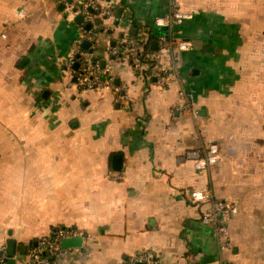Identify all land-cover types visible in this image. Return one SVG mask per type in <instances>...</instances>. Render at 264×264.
I'll list each match as a JSON object with an SVG mask.
<instances>
[{"label": "crops", "instance_id": "0c3cea01", "mask_svg": "<svg viewBox=\"0 0 264 264\" xmlns=\"http://www.w3.org/2000/svg\"><path fill=\"white\" fill-rule=\"evenodd\" d=\"M65 1L0 0V264H27L57 228L78 233L57 264H128L144 252L157 264H264V0H177L191 17L171 29L154 23L169 0H93L98 12L79 24ZM85 24L127 101L82 91L63 71ZM124 35L152 64L174 65L176 80L160 88L147 62L107 57ZM167 35L190 49L166 51ZM179 91L187 109H175ZM208 142L220 159L197 172L184 154ZM197 189L235 208L223 250L202 221L212 201L190 198Z\"/></svg>", "mask_w": 264, "mask_h": 264}, {"label": "built area", "instance_id": "2783aa9c", "mask_svg": "<svg viewBox=\"0 0 264 264\" xmlns=\"http://www.w3.org/2000/svg\"><path fill=\"white\" fill-rule=\"evenodd\" d=\"M177 0H169L167 14L163 17H157L154 20L155 25L171 29L180 25L191 15L181 11ZM65 10L72 15H81L82 22L89 23L92 19L91 11L98 12V8L93 0H70L65 5ZM91 10V11H90ZM107 10V9H106ZM109 15L108 11L104 12ZM82 39L91 42L87 50L80 47ZM162 48L171 52L187 51L191 43L184 39H174L171 35L161 36L159 38ZM98 41L93 38L92 32L82 31V34L71 45L70 52L62 67L65 74L70 76L80 90L106 88L116 91L118 101H127V96L121 93L119 88L113 86L112 78L106 76L109 74L110 66L101 65V59L96 57ZM106 56L111 58L123 59L128 61L133 67L140 66L147 62L150 65L148 78L152 79L153 84L163 88L176 80L177 69L172 64L154 63L148 52L144 50L142 42L137 37L122 36L114 45L107 46ZM75 64L77 66L75 67ZM181 104H177L176 110H184L191 103V95L184 91L178 92ZM190 106V105H189ZM184 158L189 159L192 167L197 172H205L220 159L218 147L216 144L208 142L199 149L185 152ZM190 198L193 202L199 203L205 200H211L210 193L205 189L190 191ZM235 214V208L227 201H212L209 210L202 216L204 223H210L214 227V236L218 240L220 250L229 245V233L226 227L227 220ZM74 230L57 228L52 233L39 239L34 247L29 250L27 264H57L53 258L62 251L61 243L65 239L77 236ZM144 262L148 264H157V260L150 253H139L132 257L130 263Z\"/></svg>", "mask_w": 264, "mask_h": 264}, {"label": "water", "instance_id": "95a60500", "mask_svg": "<svg viewBox=\"0 0 264 264\" xmlns=\"http://www.w3.org/2000/svg\"><path fill=\"white\" fill-rule=\"evenodd\" d=\"M66 4L70 2V0H66L65 1ZM60 9L64 8V4H61L59 6ZM91 11V10H90ZM92 12V11H91ZM66 14V13H65ZM73 21L77 24H79L81 21H82V16L81 15H75L74 18H73ZM84 28L86 30H88L90 28V24H85ZM90 43L86 40H82L81 41V44H80V47L84 50H87L88 47H89ZM101 65H103V63L101 62ZM77 66V64H75V67ZM120 167H121V161H120V157L119 156H114L112 158V169L114 171H118L120 170ZM74 241V240H73ZM13 245H14V242L12 240H9L7 241V256H12L13 255ZM134 264H146L144 262H135Z\"/></svg>", "mask_w": 264, "mask_h": 264}, {"label": "trees", "instance_id": "16d2710c", "mask_svg": "<svg viewBox=\"0 0 264 264\" xmlns=\"http://www.w3.org/2000/svg\"><path fill=\"white\" fill-rule=\"evenodd\" d=\"M143 47H145L146 48V46H143ZM147 49V48H146Z\"/></svg>", "mask_w": 264, "mask_h": 264}]
</instances>
